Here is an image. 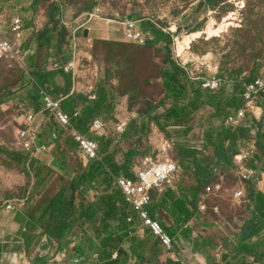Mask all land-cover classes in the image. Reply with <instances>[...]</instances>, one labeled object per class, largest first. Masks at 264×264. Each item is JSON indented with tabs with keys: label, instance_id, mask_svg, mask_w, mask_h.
I'll return each mask as SVG.
<instances>
[{
	"label": "rangeland",
	"instance_id": "374dc122",
	"mask_svg": "<svg viewBox=\"0 0 264 264\" xmlns=\"http://www.w3.org/2000/svg\"><path fill=\"white\" fill-rule=\"evenodd\" d=\"M6 1L8 0H0V8L5 7ZM55 4L64 9L65 21L69 24L68 29L60 24L56 37L59 43L68 44L67 56L71 54L76 57L77 77H80V82H83L85 86L88 85L87 89L94 91L92 95L96 97L95 100L98 99L103 87L107 103L113 105L111 111L103 112L102 117L106 122L105 131L91 133L89 137L100 147L102 138L113 140L114 145L109 149L118 150L120 161L123 153L133 147L138 155L133 158L132 166L138 165L144 156H150L153 160L161 157L177 160L180 149L193 147V141H196V146L203 147L202 141L210 123L220 125L218 116L209 106L199 108L190 116L186 126L191 127V130L186 134L185 127H169L161 130L150 119L147 112L151 106H156V111L151 116L165 111L168 107V103H164L165 106L160 103L164 100L166 93L163 82V72L167 69L164 46L169 47L173 59L184 66L190 78L198 73L202 76L221 77L222 85L229 92H239V95L243 88L242 82L246 78L264 73V0H41L36 7V13L46 14ZM93 7H99L103 14L101 18L95 17L89 23L91 27L88 28L93 30L92 37L84 38L79 35V41L74 40L70 46L71 34L68 31H74L76 27L74 21ZM130 19L138 20L140 27L142 24L151 23L169 35L170 40L163 43L142 44L127 42L124 33L123 38L121 33L115 36L111 34L102 36V33L106 32L107 20L112 21L110 24L117 22L124 31L125 26L120 23ZM7 37L2 35L0 38L14 42L12 35L11 39ZM48 47V44L41 46V52L44 55L42 62L49 52L58 57L62 55V50L56 45L51 47V51ZM7 66V62L0 61V93L16 89L20 84L25 85L23 83L26 74L23 71L24 67L8 69ZM196 67H199L201 72L196 70ZM14 94L0 103V127L9 125L10 120L16 123H11L10 126L26 127L25 116L32 112L29 110L32 105L27 99ZM257 103L264 105V97H260ZM23 116V120L20 121L19 117ZM260 119H263L262 123H264V118ZM119 121L128 122L126 132L132 133V137L122 139L124 133L116 131V124ZM243 124L249 129L245 144L252 143L254 140L256 150L259 149L256 143L258 126L254 114L248 112L240 125ZM142 125L146 126V129L142 136H138L137 132ZM165 139L173 140L172 151L161 154L159 148ZM213 150V147H209L207 153L212 154ZM253 157L250 159L251 162ZM254 162L258 163L255 159ZM5 167L7 164H4L3 157L0 156V202L21 198L29 189L30 179H32L27 172L24 177L25 185L20 187L19 191H15L16 188L11 189L9 183L2 178V168ZM192 175L191 170L182 168L176 184H195ZM223 175L224 178L213 176L210 181L214 184H222V190L208 192L203 188L198 196L197 204L198 210L202 204L208 207L205 211L199 210L202 222H237L229 229L232 233L238 228L237 226L242 225V221L244 223V217H248L250 211L243 199L233 198V192L240 189L247 190L249 183L248 180H242L237 171H227ZM258 178L260 186L264 187V172L262 175L258 174L255 179ZM213 206L220 208L219 213L212 211ZM157 220L168 225L172 224L171 218L161 211L157 213ZM200 225L196 224L199 233L191 232V235L197 236L196 240L198 236L202 237L204 233H207V229H203ZM224 238L223 236L222 241ZM8 241L6 246L9 250L1 264H18V262L34 264L26 252L16 248L19 243L13 236H10ZM192 241L195 240L192 239ZM192 241L190 246L188 244L185 246L192 247ZM196 244L202 252L208 249L198 241Z\"/></svg>",
	"mask_w": 264,
	"mask_h": 264
},
{
	"label": "crops",
	"instance_id": "0c3cea01",
	"mask_svg": "<svg viewBox=\"0 0 264 264\" xmlns=\"http://www.w3.org/2000/svg\"><path fill=\"white\" fill-rule=\"evenodd\" d=\"M34 1L8 0L4 4L5 7L0 8V37L3 35L11 39L10 24L13 19L19 17L23 21V37L17 42L16 47L20 51L21 64L24 67V73H26L23 79L25 85L20 84L17 86V94L14 95L22 96L23 99H27L30 105H32L29 109L32 112L29 113L35 114L33 130L36 134V140L40 142V147L35 143L33 150H27L23 147L22 139L18 134L22 128L14 127L17 125L10 126L11 123L16 124L14 120L8 121L9 125L6 124L0 127V156L3 157L4 164H7V167L2 168V178L9 183L11 189L16 188L15 191H19V188L25 185L24 177L26 173L28 172L32 177L29 189L23 193L21 198H16H27L28 201L25 206L9 211L6 209L4 203L12 199L0 202V264L9 250L6 244L9 243L10 236H13L19 243L16 245V248L21 252H26L31 257L30 260L34 261V264H45L46 262L48 264H168L169 261L178 264H212L217 259H221L225 249L232 250V243L226 247L223 244L224 240L228 235L231 237L236 231L228 234L223 224L218 221L202 222L200 206L198 215H196V212H193L194 210L190 204L191 194L189 190L196 185L194 173L192 176L194 177L195 184L183 185L178 183L172 187L165 188L171 190L170 196L166 195L167 191H162V194H152V204L159 203L164 199L157 213L160 211L164 212L171 218L172 224L161 223L170 229L171 236L169 235V237L173 240L177 252L181 254L180 257L158 246L149 230L142 225L137 213L125 201L115 182L112 183L111 187L104 189L101 179L93 183H79V190L76 192L75 201L78 208L76 215L77 223L63 242L59 243L55 241L44 232L39 218L43 210L61 188L71 183L76 176L80 175L88 167L89 161L92 160L83 155L78 143L73 138L72 130L79 132L74 127V122L78 117L82 116L84 106L86 105L84 100L80 99V96H84L90 102L96 101V98L91 99L90 95L94 91L92 92L90 89H87L88 85L85 86L83 82H80V77H77L78 69L74 72H65L63 69H46V66L53 61L61 62L64 66L74 61L76 57H73L71 54L67 56L66 50L69 48L68 44L65 42L60 44L56 37L57 33H52L50 36L51 43L48 48L51 51V47L56 45V47L62 50V55L58 57L49 52L42 62L44 55L41 52L42 43L40 40L42 38L41 35L50 23V9H48L46 14L42 12L37 14L36 8L33 9ZM58 19L59 26L61 24L65 28H69V24L65 21L64 9L62 8H60V17ZM74 23L76 25L74 31L72 29V31H68L71 34V39L69 40L70 46L74 40L79 41V35L84 37L85 30L89 31V38L92 37L91 33L93 30L88 28L91 27V24L87 25L85 29H81L79 27L81 24L79 18ZM105 30L106 32L102 33L103 37H106L108 34L115 36L121 33L123 38L124 31L122 26H118L117 22L111 24L107 22ZM8 69L10 68L8 67ZM40 89L46 90L53 99L61 100L63 110L72 116L71 128L61 126L44 110ZM64 105H67V107L64 108ZM259 106L262 110H255L257 113L255 118L257 121L263 122V119L260 118H264V105L259 103ZM75 112H78L77 116H74ZM259 112L262 113L260 116ZM102 116L103 113L98 114L89 121L88 132L85 134L79 133L90 138L92 122L97 118L103 119ZM23 118L24 116L19 117V120L21 121ZM252 143L254 144V140ZM252 143L248 142L244 146ZM113 145L114 143L111 142L110 147H113ZM193 147H196V144ZM112 150L115 151L116 149ZM257 152L259 153L260 150L257 149L255 153ZM79 153L80 155L82 153V155L80 156ZM115 159L118 162H122L124 155H122V158H120L122 160L120 161L119 152L116 150ZM96 160H100V155L99 159ZM247 165L249 169H254L249 164ZM233 166H235L234 156L230 168H233ZM179 168L180 172L176 179L182 172L180 165ZM129 170L133 173V166ZM232 170L229 169L228 172ZM257 177L258 173L256 171L253 178ZM257 180L260 186V179L258 178ZM261 188L263 189L264 187ZM240 190L243 191V200L248 206L249 202L246 200L247 190ZM117 192L120 198L124 200L122 205L116 202L117 207L120 209L124 208L127 224L123 227V230L119 228L118 220L106 219V205L101 203L107 194ZM151 203L147 206V209L151 206ZM92 204L97 211L92 213L88 219L84 216V211ZM175 206L186 207L192 211L189 212L192 215L188 221L174 222V219L178 218L175 214ZM249 216L244 217V220L248 219ZM128 217L132 219L130 222L127 221ZM196 224H201L200 226L203 229H207V233H204L202 237L198 236L197 240L195 234H192L193 238H191V232L197 231L199 233ZM212 228L216 229L212 230ZM109 236L111 237L109 239L110 243L104 244V240H107ZM223 236L225 238L222 241ZM213 238L217 242L216 240H212ZM192 239L195 241H192ZM191 241L193 246L191 245L192 247L187 248L185 245L188 244L190 246ZM196 241L204 245L205 248L208 247V249H204L202 252L197 248ZM15 260L16 262L18 260L17 254L15 255ZM253 264H264V261L263 263L257 262Z\"/></svg>",
	"mask_w": 264,
	"mask_h": 264
},
{
	"label": "trees",
	"instance_id": "16d2710c",
	"mask_svg": "<svg viewBox=\"0 0 264 264\" xmlns=\"http://www.w3.org/2000/svg\"><path fill=\"white\" fill-rule=\"evenodd\" d=\"M40 1L41 0L34 1L33 9L37 7ZM60 8V5L57 4L50 8V23L41 35L42 38L40 41L42 45H49L51 43V34H56L57 32ZM93 8H89L87 11ZM141 27L145 30H149L153 36L152 40H148L142 44L163 43L170 40L169 35L157 29L151 23L142 24ZM163 50L165 51L167 63V69L163 72V82L166 93L164 100L160 103L164 106V103H168V107L165 111L159 114L155 113L154 116H151L152 113L156 111V106H151L147 112L150 119H152L161 130L169 127H185V134L191 130V127L186 126L188 119L201 107L209 106V108H212L214 114H216L218 116L217 118L220 120V125L219 123H210L207 127L204 141H202L203 147L198 148L197 146H191L180 149L176 157L178 164L183 169L192 170L194 173L196 185L189 190L191 194L190 204L194 210L193 212H196V215H198L197 200L200 192L205 185L211 184L210 181L213 176L219 178V176L214 173L213 169L217 168L218 173L225 174L232 166L233 156L240 150L241 146L245 144L244 140L247 138V132L249 131V129L244 126L245 123L236 127L225 124V120L229 116L235 115L237 110L243 105L242 91L241 95H239L237 91L229 92L224 85L214 90L202 89L200 87V81L190 78L186 69L173 59L169 47L164 46ZM255 76L246 78L242 84L252 80ZM14 93H17V88L0 93V103ZM99 93L98 99L94 102H90L84 96H80V99H83L86 105L84 106L82 116L75 120L74 127L82 134L89 131L90 120L96 117V115L102 114L104 111H111L113 108L112 104L107 103V96L103 87H101ZM71 100L74 101L73 99ZM66 107L67 105H64V108ZM257 126L256 143L260 152L255 153L252 162L249 160L250 163L248 161L247 164L261 175V173L264 172V123L257 121ZM145 129L146 126L142 125L137 132L138 136H142ZM134 133L136 132L134 131ZM132 136V133L125 132L122 139L126 140ZM111 142H113L111 139H101V147L98 144L100 160L89 161L88 167L80 175L76 176L71 183L61 188L39 217L44 232L55 241L59 243L63 242L77 223L76 215L78 208L76 207L75 201L76 192L79 190V183H93L101 179L104 189H107L111 187L114 182V177L119 175L134 179V174L130 172L129 169L133 165V158L138 155V152L134 150L133 147H130L123 153V161L118 162L115 159L116 150L113 151L109 149ZM192 143L195 145L196 141ZM209 147H213L214 149L212 154L207 153ZM254 159L258 161L257 164L254 162ZM248 183L249 187L247 189L246 200L249 202L250 216L241 226H238L235 230L236 232L232 234L231 237L228 235L224 240L223 244L226 247L232 243V250L229 251L225 249L221 259L216 258L220 261L216 260V262L212 264H253L257 262L263 263L264 261V188L262 189L258 185V180L254 178L248 179ZM164 191H167L166 195H169L171 190L165 189L163 192ZM118 194V192L107 194L106 198L102 199L101 203L106 205V219L118 220V226L123 230V227L127 224L125 221L124 208L120 209L117 207L116 202L122 205L124 200L121 199ZM163 202L164 199L159 203H151V206L147 209L151 219H157V210L162 206ZM174 210L176 217H178L174 219V222L188 221L192 215L189 213L192 211L186 207L175 206ZM96 211V208L92 204L84 211V216L89 219L91 214ZM160 225L162 229L171 236L170 229L161 222ZM110 238V236L107 237V240H104V244H109ZM168 264L178 263L169 261Z\"/></svg>",
	"mask_w": 264,
	"mask_h": 264
},
{
	"label": "built area",
	"instance_id": "2783aa9c",
	"mask_svg": "<svg viewBox=\"0 0 264 264\" xmlns=\"http://www.w3.org/2000/svg\"><path fill=\"white\" fill-rule=\"evenodd\" d=\"M103 12L101 9L93 8L91 11L84 12L80 20L81 29H85L89 23L94 20L95 17H102ZM107 22H112L107 20ZM124 29V36L127 42H138L144 43L148 40H152L153 36L149 30H145L139 26L138 20H126L121 22ZM23 30V21L21 18H14L10 24V34L13 37L11 42L8 39H0V61L7 62V65L10 69L17 68L22 66V61L20 60V51L16 49L17 42L22 39ZM184 67V66H183ZM47 70H56L63 69L65 72H74L77 69L76 60L62 65L61 62H51L46 66ZM196 70L199 71V67H196ZM201 72V71H199ZM195 80L200 81V87L202 89H218L221 87L223 79L216 76H202L195 75ZM40 95L43 101V108L49 113V115L56 120L61 126L65 128H71V119L72 116L66 113L61 105V100L53 99L44 89H40ZM264 96V73H261L255 76L252 80L247 81L243 84L242 88V97L243 105L238 109L236 115L229 116L225 120L226 125L238 126L244 120L246 114L251 112L256 117L257 113L255 110H262L257 103V100ZM91 99H95L94 95H90ZM262 113L259 112V116ZM78 112H75L74 116H77ZM35 122V114L29 113L25 117L26 127L19 130L18 134L22 139V145L27 150H33L35 147L36 134L33 130V124ZM127 121H119L116 124V131L118 133H124L127 129ZM106 122L103 119H95L90 127L92 133L103 132L105 130ZM73 138L78 143L79 149L83 155L92 160L99 159V146L95 140H92L86 136H83L79 132L72 130ZM173 140L165 139L160 145L159 152L161 154H167L169 151H172ZM198 148H201L200 145H197ZM256 152L255 145L252 143L248 146L241 147L236 155H234L235 166L230 168L232 171H237L242 180L247 181L251 179L256 174L255 169H249L247 162ZM177 159V158H176ZM214 173L219 176V178H224L223 174L218 173V169H213ZM180 172L178 160L173 158H157L153 160L150 156H144L140 159L138 165L133 167V173L135 179H129L126 177H116L114 182L118 189H120L122 195L124 196L125 201L131 206L133 211L137 213L142 225L146 227L151 235L156 240L158 246L165 251L173 252L180 257L181 254L177 252L173 240L169 237L167 233L162 229L159 221L151 219L147 206L151 203L153 193H161L165 188L172 187L176 184V177ZM231 172V171H230ZM223 188L222 184H209L204 187L208 192L211 191H221ZM233 197L235 199H243L244 193L242 190H235L233 192ZM28 199H12L6 201L4 204L6 209L11 211L17 207H23L27 204ZM207 205H200V210H207ZM212 211L214 213H219L220 208L218 206H213ZM130 217L127 218V221H131ZM237 222L232 223H222L223 227L230 234V227ZM228 227V229L226 228ZM238 227V226H237ZM236 227V228H237ZM235 228V229H236ZM115 256V255H114ZM32 261V260H30ZM30 264V263H26Z\"/></svg>",
	"mask_w": 264,
	"mask_h": 264
},
{
	"label": "water",
	"instance_id": "95a60500",
	"mask_svg": "<svg viewBox=\"0 0 264 264\" xmlns=\"http://www.w3.org/2000/svg\"><path fill=\"white\" fill-rule=\"evenodd\" d=\"M88 33H89V31L88 30H85L84 31V38H87L88 37ZM36 145L38 146V147H40V142H39V140H36Z\"/></svg>",
	"mask_w": 264,
	"mask_h": 264
}]
</instances>
